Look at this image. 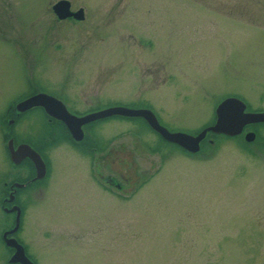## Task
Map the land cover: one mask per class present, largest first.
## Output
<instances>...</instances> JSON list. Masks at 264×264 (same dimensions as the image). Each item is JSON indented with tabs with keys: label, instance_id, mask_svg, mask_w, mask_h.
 <instances>
[{
	"label": "rangeland",
	"instance_id": "rangeland-1",
	"mask_svg": "<svg viewBox=\"0 0 264 264\" xmlns=\"http://www.w3.org/2000/svg\"><path fill=\"white\" fill-rule=\"evenodd\" d=\"M57 1L0 0V264L14 255L3 234L16 223L2 209L4 183L28 172L11 162L7 138L41 149L50 128L41 111L13 126L5 112L37 88L78 116L151 109L190 136L226 98L264 109V0H65L84 10L77 22L54 15ZM91 131L96 160L52 138L48 180L18 194L16 238L32 262L264 264L263 142L214 135L192 155L139 118Z\"/></svg>",
	"mask_w": 264,
	"mask_h": 264
},
{
	"label": "water",
	"instance_id": "water-1",
	"mask_svg": "<svg viewBox=\"0 0 264 264\" xmlns=\"http://www.w3.org/2000/svg\"><path fill=\"white\" fill-rule=\"evenodd\" d=\"M53 11L57 16L61 19H65L68 17H73L75 19L83 20L85 17V13L83 9H79L78 12L71 11V3L65 0L57 2V5L53 8ZM44 106V108L50 111L51 108L56 111L55 113H51L57 120L63 121L71 133L73 140L76 142H81L84 139L85 133L82 130L84 125L95 123V121H101L108 118H113L116 116L122 118H142L146 121V123L152 128L156 133H158L162 138H164L167 142L178 145L180 148H184L190 154H198L201 152V144L204 139H206L208 133H214L217 135H227L230 137L239 136L241 134L243 128L247 124H253L255 122L264 123V114H252L245 113L246 104L242 103L237 98L226 99L222 101L221 105L217 108V120L213 127H209L203 130L197 136H190L183 132H169L167 128H164L158 122L157 117L153 114L151 110L146 109H130V108H108L105 111L94 112V114L86 115L82 118L76 117L75 115H71L62 102H59L52 96H48L46 94L36 95L34 97L29 98L26 101H23L19 104L18 110L27 111L30 108L35 106ZM255 134H248L246 140L248 142L255 141ZM9 152L12 158V161L19 165L21 161L26 158H29L34 166L37 168V178L42 180L46 175V165L38 155L35 150L28 145H21L18 149L14 148L13 142L9 143ZM14 201L12 198L11 202ZM6 212L13 214L16 212V224L14 228L5 232L3 235V240L6 242L7 246L14 250V255L12 256L10 263L11 264H34L29 260L27 254L22 245L15 238H10V236L14 235L18 232V229L21 224V209L15 206L11 210H6Z\"/></svg>",
	"mask_w": 264,
	"mask_h": 264
},
{
	"label": "flooded vegetation",
	"instance_id": "flooded-vegetation-1",
	"mask_svg": "<svg viewBox=\"0 0 264 264\" xmlns=\"http://www.w3.org/2000/svg\"><path fill=\"white\" fill-rule=\"evenodd\" d=\"M59 1H62V0H59ZM59 1H57V2H59ZM55 6L56 5H54L52 7V9ZM53 13H54L55 16L57 15V14H55V12H53ZM57 17L60 18L59 16H57ZM68 20L69 21H75V22L78 21L77 19H75L73 17L66 18V21H68ZM23 53H25V52H23ZM37 53H38V51H37ZM37 57H39V56H37ZM23 60H24V62H26L25 59H23ZM34 60H35V58L33 59V61ZM27 66H28V63H26V67ZM40 94H46L48 96H52L53 98H55L59 102H62L63 105L66 107V109L71 113V111L69 110L70 109V106H68L66 104V102L62 98H60L58 96H55V95H53L51 93L49 94L47 92H44L41 88H37V90L34 91L32 94L30 93L29 96H25V97L19 99V102H16L15 104L8 106V109L5 112L6 113L5 120H8V123L10 125L13 126V125L20 124L19 122H21L22 119L30 113V110L31 111L37 110L39 112L41 111L44 114L45 120H46V122L49 123L50 128L48 130V133L49 134L47 135L46 139L43 142V144L45 146H42L41 149H39V147H37L32 142L31 143H29L27 141L17 142L16 139H15V136L13 134V129H12L13 136H9V138H7L8 145H9L10 141H12L15 149H18L19 147H21V145H28V146L32 147L39 155H41V157L43 158L44 163L46 165V175H45V177L42 180H39L37 178L38 177L37 176V168H36V166H34V163L29 158H26L23 161H21V163L19 165L13 164L16 167H21V166L26 167V171H28V172L26 173L24 179H20L21 181H16L15 180V181H11V183H7V182L4 183V187L6 188V190H5V197L3 198L4 200L2 202V209L5 212H6V210H11V209H13V207L18 206V203L19 202H18L17 197H18L19 192H21L23 189L29 188L30 186H33V185H36V186L37 185H41L44 182V180H48V178H49V171H50L49 170L50 165L47 164L48 163V158H47L46 154H44V153H45V151H47L46 149H48L50 147V145L53 144L51 142V139L52 138L60 137L61 140L62 139H66V140L69 139L71 141L70 143L73 146L77 147L79 151H81V152H85L86 151L88 153H92V156H91L90 159L96 160L94 157L97 154H100V151L98 152L99 143L96 142V141H93V139H94L93 137L91 138V136H92L91 135L92 134V131L91 130L93 129L94 124L96 122H99V121H95V123H90V124L84 125V127L82 129L84 131V133H85L84 139L81 142H76L75 140H73V138L71 136V133L68 131V129H67L66 125L63 123V121L60 122L54 116L51 115V113H55L56 114V111H54L52 108L50 110L52 112L47 111L44 108V106H41V105L40 106L32 107V108H30V110H27V111H20V110H18V106H19L20 103H22L23 101L28 100L31 97H34V96L40 95ZM231 98L232 99L233 98H237V99L240 100V98L235 97V96L229 97V98H226V99H231ZM240 101L242 103H245L246 104L245 113L264 114V109H262V108H255V110H252L250 108V105L247 102H245L243 100H240ZM221 103L215 109L214 115H216V116H215V119L213 120V123L209 124L205 129H207L209 127H213V125L215 124V122L217 120L216 110L221 105ZM115 106L124 107L121 104H115L112 107H108V106H105L104 107L102 105L100 108H98V110H96V109H94L93 111H87L86 110L85 112H86V114H90V113H94V112H98V111H105V109H107V108H113ZM73 112H75V111H73ZM75 113H78V112H75ZM71 114L73 115L74 113H71ZM84 115L85 114H83L82 116H84ZM82 116H79V117H82ZM142 120L147 125V127L150 128L149 125L145 122V120L144 119H142ZM150 129L157 135L158 139H161V140L163 139L152 128H150ZM205 129H203V130H205ZM198 134H199V132L198 133H195V134H192V135L197 136ZM248 134H255V136H256L255 141L259 139L260 142H263L264 143V123H262V122H255L253 124H247V125H245V127L243 128L241 134H239L238 137H242L244 139V141L246 142L247 141L246 140V137L248 136ZM214 135H216V134H214V133L212 134L211 132L207 134L208 137L206 139H204L203 143L201 144V147H202L201 152L203 151L204 148H206V147H204L206 145V143L207 142L210 143V140L213 138ZM217 136H220V135H217ZM8 152H9V146H8ZM9 156H10V154H9ZM10 158H11V156H10ZM11 162H12V159H11ZM100 179L105 184H107V186L111 187L115 191H119V190L121 191V190H123V187H122L121 183H119L117 180H115V179H113L111 177H108V178L104 179L103 177H101V174H100L98 176V181H100ZM12 198L14 199V201L11 202ZM11 215H16V213L14 212ZM10 260H11V258H10ZM8 263L11 264L10 262H8Z\"/></svg>",
	"mask_w": 264,
	"mask_h": 264
},
{
	"label": "trees",
	"instance_id": "trees-1",
	"mask_svg": "<svg viewBox=\"0 0 264 264\" xmlns=\"http://www.w3.org/2000/svg\"><path fill=\"white\" fill-rule=\"evenodd\" d=\"M227 138H229V137H227ZM69 142H71L69 139H67ZM162 141H164L163 139H162ZM165 143H167L166 141H165ZM168 144V143H167Z\"/></svg>",
	"mask_w": 264,
	"mask_h": 264
}]
</instances>
